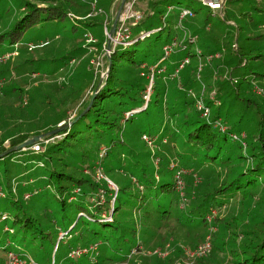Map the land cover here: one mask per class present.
Here are the masks:
<instances>
[{"label": "trees", "instance_id": "16d2710c", "mask_svg": "<svg viewBox=\"0 0 264 264\" xmlns=\"http://www.w3.org/2000/svg\"><path fill=\"white\" fill-rule=\"evenodd\" d=\"M116 1L0 0V55L18 49L0 63V153L77 118L36 142L39 151L0 158V250L38 264L22 245L34 242L57 264L71 241L77 264H130L117 243L129 205L135 251L149 244L152 264H264V0H218L215 14L197 0L200 19L181 1L141 0V18L117 20L112 38L127 37L106 52ZM183 8L192 16L180 19ZM30 31L50 33L25 41ZM174 40L184 47L164 56ZM95 52L100 72L87 69ZM54 99L70 107L58 114ZM137 114L157 121L128 131ZM166 153L184 170L182 194ZM41 197L32 213L27 201ZM194 236L186 251H162ZM205 241L209 250L191 255Z\"/></svg>", "mask_w": 264, "mask_h": 264}, {"label": "rangeland", "instance_id": "374dc122", "mask_svg": "<svg viewBox=\"0 0 264 264\" xmlns=\"http://www.w3.org/2000/svg\"><path fill=\"white\" fill-rule=\"evenodd\" d=\"M90 1H92V0H90ZM129 1L130 0H125V2H124L123 7L126 6V9L123 10V7H122V10L120 12L121 14L119 16V20L120 21L124 20V18L127 19V18H129V16H131V8H130ZM131 1H134V0H131ZM139 1H141V0H135L133 5L135 3H137V2H139ZM169 1H172V2L181 1V4H183V5L184 4H189V6H191L194 9L199 8V12L196 14V17H195L196 19L202 18L204 16V14L206 13V10H204V7H201V3L198 2L197 0H169ZM206 1H208V0H206ZM120 2H121V0H117L115 2L114 6H113L114 16L116 15L117 8H118L117 6L120 4ZM231 4L234 6L235 3L233 2ZM228 7H230V4H228ZM175 11H176V9H173L172 13H174ZM215 13H217V11H215ZM188 18H190V17H188ZM133 20L135 21V19H133ZM49 33L50 32H45V31H40V32H32V31H30V32L25 34L24 40L25 41H33L36 36H39V38H47L49 36ZM187 36H188V33L184 34V37H187ZM111 42H112V39H111ZM90 49H92V47H90ZM93 51H95V50H93ZM89 53H91V50L89 51ZM9 54H10V58H12L13 61L16 60L17 55H18L17 46H14ZM1 55H3V54H1ZM92 56L93 57H91V59H90V61L91 60L92 61L88 63V65H87L88 68L87 69L91 68V66H97L98 65L99 66L98 67V71L100 72L101 68L103 70V67H104V65H103L104 64V59L102 58L101 54H98V52H95V54H93ZM192 65H194V62L192 63ZM66 71H67V68L64 69L63 71L59 70V71L55 72V74L56 75L58 74L60 76H65ZM43 79L47 80V81L53 80L52 77H48V76H43ZM207 92L208 91L206 90L205 94H207ZM150 93H151V91L149 92V94ZM149 94L145 95V99L146 100L148 99ZM67 107H70V103L69 104H67V103L64 104L60 100L59 101H56V99L53 100L52 109L54 111H57L58 114H60V112L64 108H67ZM150 119L151 120L144 119L141 114H137L131 121L126 122L127 129H128V131H131L133 129V126L134 125H138L139 123H140V125H142V127H145V123H148V122L150 123V121H157L156 117H151ZM152 140L153 141L151 142L152 143L151 145H149L148 143L147 144H148V147L150 148V151L154 152V151H156V148H158V147L156 146V142L154 141V139H152ZM158 146H159V150L162 153H165V152L168 151L165 147H162L160 145H158ZM166 154L169 155L168 158H170V161H172L171 164L176 162L175 160H173L171 158L172 156H170L169 153H166ZM161 170H162V168H161ZM114 178H117V177L115 176ZM170 181H171V178H170ZM180 194H182V191L180 192ZM180 197L184 198L183 196H180ZM27 203H28L29 206H31L32 213H35L36 211H40L41 210L42 206L45 203V197H41L37 201V203L35 205L32 204L30 201H27ZM120 220L122 222V226H121V228L119 230V236L124 235V239H125L124 241H121L120 239L117 240V243H119V245L121 247L120 251H119V252H121V255L130 256L131 260H129V258H128V262L130 264H152L150 262V260L152 259L151 255H153V253H152L153 250L149 249L150 248L149 244H147V245L145 244L143 246V248L142 247L140 248L141 250L135 251L134 247L137 244V234H136V236L134 238L130 237V230L132 228L136 229L137 226H136L135 223H133L131 207L129 205L124 206V214H123L122 217H120ZM134 221H135V219H134ZM196 240H197V237H195V236L193 238L187 239L185 241L183 240L182 237L181 238L180 237H176L173 241L170 240L169 241L170 245H166V247L164 249H162V251L168 253V252H171V251L175 250L176 248L177 249L178 248H182L184 251H186L187 247H185L184 243H186V244L191 243L192 244V243H195ZM4 241H6V239ZM17 243L18 242H16V244ZM70 243H71V241H69L68 244H65V242L62 241V243L60 244V249L58 251V254L55 257V260H56L57 264H77L76 262L71 261L66 256L67 251H68L67 247L70 245ZM22 245H23L25 251L27 252V254L30 255L29 257L34 259L38 264H49L48 263L49 250H48L46 245L39 246L38 244H34V242H32V243L25 242ZM112 251H114V250L112 249ZM109 252L110 251H108V253ZM145 255H148V257L144 258ZM52 256L54 257L53 252L51 254V260H52ZM83 258H84V256H83ZM51 264H52V261H51Z\"/></svg>", "mask_w": 264, "mask_h": 264}, {"label": "built area", "instance_id": "2783aa9c", "mask_svg": "<svg viewBox=\"0 0 264 264\" xmlns=\"http://www.w3.org/2000/svg\"><path fill=\"white\" fill-rule=\"evenodd\" d=\"M135 1V0H134ZM134 1H129V4H130V8H131V16L130 17H134L135 21L139 20L141 18V15L139 13H136L133 9V3ZM202 2L204 4H206L207 6H209L211 9H221L222 5L221 3L218 1V0H202ZM126 9V6H124V9ZM121 14V13H120ZM119 14V16H120ZM187 16H192V13L190 10L188 9H181L180 10V19L181 18H184V17H187ZM126 18H124V20L120 21L119 20V17H118V20L120 22H124ZM107 33V32H106ZM90 37V36H89ZM127 36H125L123 33H120V34H117V37L116 38H111L112 41L114 43H121L122 40H124ZM192 41V40H190ZM179 45V47L182 46V42H177L176 40H174L172 43L166 45L163 47V52H164V56H169L171 53L174 52V50L176 49V47ZM184 47V46H182ZM106 52H109V50H106ZM215 56H217V54H215ZM10 57V54L9 53H6V54H3V55H0V63H2L3 61H5L6 59H8ZM187 61V60H186ZM182 66V65H181ZM180 66V67H181ZM3 81L4 79L3 78H0V90H1V87H2V84H3ZM151 83L152 81H150V85H149V88L147 90V94H149L150 90H151ZM198 107L201 108V103L198 104ZM143 139L149 144L151 145V141L146 137V136H143ZM32 148L35 150V151H39V145L37 143L33 144L32 145ZM171 169H174L175 170V175H174V178H175V181H176V186H177V189L178 191L182 190L183 188V180H182V174L184 173V170L183 169H179V168H176L175 166V163H172L170 165ZM211 219V218H208V220ZM210 248V243L209 241H205L203 242L202 244H200L192 253L191 255H194V256H198V255H202L204 254L205 252H207ZM87 250L86 249H75L73 250L71 253H70V256H80L82 255L83 253H85ZM22 256L23 254L22 253H16V252H13V251H8V252H4L2 250H0V257L2 259H4L5 261H7L8 264H24V261L22 259Z\"/></svg>", "mask_w": 264, "mask_h": 264}, {"label": "water", "instance_id": "95a60500", "mask_svg": "<svg viewBox=\"0 0 264 264\" xmlns=\"http://www.w3.org/2000/svg\"><path fill=\"white\" fill-rule=\"evenodd\" d=\"M124 2H125V0H121L119 8H118L117 13H116V17H115L113 25H112V30L108 33L107 50H109V48H110L112 33H113V31H114V29L116 27V23H117L119 14H120V12L122 10V7L124 5ZM108 70H109V68L107 69V71ZM94 96H95V92L92 95V98L90 100V104H91ZM83 113H84V111L80 115H82ZM76 119L77 118H75L73 121H75ZM73 121L60 123L56 128L52 129L51 131H49L47 133H41V134L34 135L32 138H29V139L25 140L24 142H22L21 144H19L17 146H12V147L7 148L5 151L0 153V158L5 156L8 153L13 152V151L20 150V149H25L28 146H32L33 144H35L36 142H38L39 140L44 138L46 135L56 134V133L60 132L61 130H64V129L68 128L73 123Z\"/></svg>", "mask_w": 264, "mask_h": 264}, {"label": "crops", "instance_id": "0c3cea01", "mask_svg": "<svg viewBox=\"0 0 264 264\" xmlns=\"http://www.w3.org/2000/svg\"><path fill=\"white\" fill-rule=\"evenodd\" d=\"M215 11H218V10H214V11H212V13L215 14V13H214Z\"/></svg>", "mask_w": 264, "mask_h": 264}]
</instances>
